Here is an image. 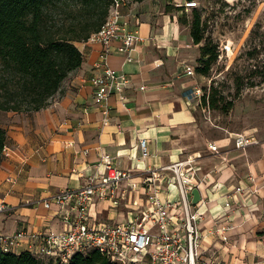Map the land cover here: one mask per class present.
<instances>
[{
  "label": "crops",
  "instance_id": "0c3cea01",
  "mask_svg": "<svg viewBox=\"0 0 264 264\" xmlns=\"http://www.w3.org/2000/svg\"><path fill=\"white\" fill-rule=\"evenodd\" d=\"M184 1L131 0L122 6V12L131 18L129 28L137 29L140 39L131 51L133 59L116 49L118 41L113 42L109 63L130 74L132 82L126 89L128 108L113 96L106 124L91 96L90 76L101 50L95 41L79 43L83 63L66 77L62 93L48 106L32 111L1 110L8 154L0 158V203L7 202L13 209L0 211V233H13L22 226L63 230L58 205L47 207L44 199L61 188L83 184L87 177L80 172L96 169L100 150L110 152L131 170L193 155L197 178L202 179L201 197L206 200L200 221L201 261L264 264V138L256 129L243 130L257 140L239 148L234 141L236 130L221 126L224 133L214 137L202 128L197 117L200 98L187 96L198 83L193 78L195 71H186L193 58L187 50L193 37L181 29L179 14ZM135 15L140 17L139 24L134 22ZM143 135L152 150L147 158L140 157L139 138ZM211 140L217 141L220 150L208 148ZM251 172L254 182L248 179ZM253 185L257 191L249 190ZM237 186L245 189L235 191ZM172 192L175 196V186ZM138 194L144 195L143 187ZM91 210L100 219L119 222L134 214L125 205L115 207L109 201H95ZM219 222L232 224L226 241L211 232Z\"/></svg>",
  "mask_w": 264,
  "mask_h": 264
},
{
  "label": "built area",
  "instance_id": "2783aa9c",
  "mask_svg": "<svg viewBox=\"0 0 264 264\" xmlns=\"http://www.w3.org/2000/svg\"><path fill=\"white\" fill-rule=\"evenodd\" d=\"M131 0H112L106 21L99 30L93 32L88 41L101 44L94 71L90 76L92 101L102 114L106 124L112 112V97L117 96L128 108L127 87L132 82L130 74L120 71L109 63V54L113 51V42L118 41L117 50L133 59L132 49L140 39L137 29H130L131 18L121 8ZM198 0H185V7H193ZM135 24L140 17L134 16ZM187 73L195 71L191 64L186 65ZM144 88V86H142ZM189 97L201 100V87L196 86L187 92ZM253 133L234 132L236 147H246L256 141ZM140 157L152 155L149 139L140 136ZM208 148L220 150L215 140L208 141ZM8 154L5 145L3 155ZM195 157L188 155L164 165H147L144 169L131 170L116 161V156L100 150L96 169L92 173L81 175L87 180L78 186L59 189L44 203L50 207L58 205L56 213L60 214L65 227L60 231L44 229L30 230L21 227L13 233H0V248L3 251L19 252L27 249L46 261L52 260L67 264L74 253H87L98 249L112 261L120 264H212L201 261L200 240L202 229L203 204L205 198L192 201L194 187L202 179L197 178ZM8 180H13L8 176ZM248 179L255 180L253 173ZM176 187L174 196L172 187ZM143 187L144 195L138 194ZM251 191L258 188L248 187ZM245 188L237 186L235 191ZM233 197V194H229ZM95 201H109L113 206L125 205L134 214L126 221L100 219L91 210ZM231 205L230 201L226 206ZM13 206L7 202L0 203V211H10ZM231 223H217L211 232L218 233L227 240V229ZM217 264V263H215Z\"/></svg>",
  "mask_w": 264,
  "mask_h": 264
},
{
  "label": "trees",
  "instance_id": "16d2710c",
  "mask_svg": "<svg viewBox=\"0 0 264 264\" xmlns=\"http://www.w3.org/2000/svg\"><path fill=\"white\" fill-rule=\"evenodd\" d=\"M112 0H0V109L39 110L62 93V83L84 60L79 43L88 41L107 19ZM184 6V5H183ZM195 43L204 38L201 13L191 27ZM196 68L206 73L216 51L206 43ZM208 56V57H205ZM207 96L203 94L202 101ZM209 105L218 106L209 94ZM231 104V103H230ZM7 130L0 125V158ZM0 264H60L24 249L0 248ZM67 264H120L98 249L74 253Z\"/></svg>",
  "mask_w": 264,
  "mask_h": 264
},
{
  "label": "rangeland",
  "instance_id": "374dc122",
  "mask_svg": "<svg viewBox=\"0 0 264 264\" xmlns=\"http://www.w3.org/2000/svg\"><path fill=\"white\" fill-rule=\"evenodd\" d=\"M180 7L181 29L188 33L195 9L201 13L204 38L199 43L191 38L187 50L193 55L189 61L195 69L193 78L201 87L197 117L205 133L219 136L225 131L221 126L236 131L253 128L264 138V0H198L196 6ZM205 43L217 54L202 73L196 67L203 65ZM210 93L218 106L209 105Z\"/></svg>",
  "mask_w": 264,
  "mask_h": 264
},
{
  "label": "water",
  "instance_id": "95a60500",
  "mask_svg": "<svg viewBox=\"0 0 264 264\" xmlns=\"http://www.w3.org/2000/svg\"><path fill=\"white\" fill-rule=\"evenodd\" d=\"M192 193H193L192 201L195 203L201 198V193L198 187H194Z\"/></svg>",
  "mask_w": 264,
  "mask_h": 264
}]
</instances>
